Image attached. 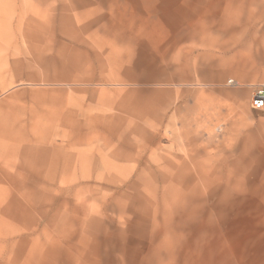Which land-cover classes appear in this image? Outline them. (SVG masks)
I'll list each match as a JSON object with an SVG mask.
<instances>
[{"label":"rangeland","instance_id":"374dc122","mask_svg":"<svg viewBox=\"0 0 264 264\" xmlns=\"http://www.w3.org/2000/svg\"><path fill=\"white\" fill-rule=\"evenodd\" d=\"M226 1L179 12L200 36L264 25ZM95 2L78 22L59 0H0V264H264L252 88L209 82L202 47L166 68L158 41L110 53L129 36ZM62 46L90 56L66 67Z\"/></svg>","mask_w":264,"mask_h":264},{"label":"crops","instance_id":"0c3cea01","mask_svg":"<svg viewBox=\"0 0 264 264\" xmlns=\"http://www.w3.org/2000/svg\"><path fill=\"white\" fill-rule=\"evenodd\" d=\"M190 1L194 0H106L114 13L110 17L121 22L123 32L129 36L120 40L116 38L122 43L120 47H115L113 42L116 39L113 38L110 53L117 52L118 56H121L125 50L128 52H136L144 48L152 50L153 42L158 41V46H155L164 54L160 56L156 64L166 68L177 64L179 51L194 53L196 48L202 47L203 60L196 61L193 65L197 67V72L209 74L204 76L209 82L220 83L232 76L246 87L252 88V91L258 85L263 84L264 25L252 28L235 25L228 27V30L219 26L213 29L206 18V25L202 27L203 34L200 36L196 33L194 26L190 29L193 25L191 17L194 13L179 12V6ZM231 1L234 0L226 1L227 6L233 4ZM59 2H61L59 5L73 9L71 14L62 16L78 22L93 17L101 8L95 0H59ZM250 3L253 9L257 10L256 20L264 21V0H250ZM223 14L228 15L229 13L225 10ZM205 15L203 13L201 17L205 18L208 13ZM93 19L95 20V17ZM92 21L85 26H90ZM73 32L81 33L82 30L75 28ZM153 32L156 36L152 37L150 33ZM245 33L251 36L243 38ZM80 41L83 42L82 39ZM106 44V42L102 43L104 46ZM74 47H70L73 52L67 55L68 48L62 46L66 67L78 68L82 66L77 62L78 57L90 56L88 51L76 50ZM110 58L111 56H108V59ZM255 127L252 133L263 139L257 144L264 146V119L259 120ZM204 182L206 181H202L203 184Z\"/></svg>","mask_w":264,"mask_h":264},{"label":"built area","instance_id":"2783aa9c","mask_svg":"<svg viewBox=\"0 0 264 264\" xmlns=\"http://www.w3.org/2000/svg\"><path fill=\"white\" fill-rule=\"evenodd\" d=\"M228 83L237 85L233 79H229ZM250 106L252 109L264 112V83L258 85L252 91Z\"/></svg>","mask_w":264,"mask_h":264},{"label":"bare ground","instance_id":"6f19581e","mask_svg":"<svg viewBox=\"0 0 264 264\" xmlns=\"http://www.w3.org/2000/svg\"><path fill=\"white\" fill-rule=\"evenodd\" d=\"M234 80V79H233ZM228 198V197H227ZM218 208V207H217Z\"/></svg>","mask_w":264,"mask_h":264}]
</instances>
